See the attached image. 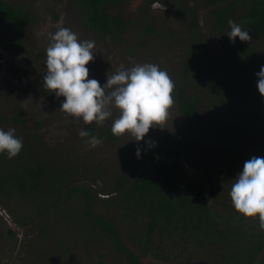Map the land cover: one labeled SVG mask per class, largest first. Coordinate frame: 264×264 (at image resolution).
Segmentation results:
<instances>
[{
  "label": "rangeland",
  "instance_id": "obj_1",
  "mask_svg": "<svg viewBox=\"0 0 264 264\" xmlns=\"http://www.w3.org/2000/svg\"><path fill=\"white\" fill-rule=\"evenodd\" d=\"M181 1L191 6L194 0ZM151 2H155L152 11H162L160 19L149 17ZM127 5L125 9L133 12L132 20L136 23V28L125 34V38L122 37L123 42H112L103 36L99 39L96 36L93 41L90 32L79 25L76 32L78 39L95 43L94 60L86 65L89 69L88 78L96 79L103 86L107 77H111L117 68L127 69L134 64H156L168 73L175 84L183 85L188 96L198 100L202 115L210 113L207 110L212 109V106L207 109L206 107L213 100L216 79L214 75L220 77L225 71V59L230 53V49L226 47L230 43L227 35L230 31L225 33L210 30L209 20L203 17L201 29L195 32V36L193 35L198 42L206 43L205 53L198 54L190 47L194 39L187 28L188 20L173 13L175 9L172 2L131 0ZM45 6L50 8L48 3ZM46 20L48 21V18ZM45 21L39 19L36 26L44 25ZM57 21L49 18L50 27L51 23ZM146 24L148 25L144 30ZM148 27H152V30L147 31ZM39 30L33 32V35H37ZM6 41L0 34V115L4 117L3 128L5 127L3 129L0 125V130L15 129L14 135L23 141V148L18 155L23 156L25 161L38 160L41 163L42 160H48L46 165L50 169L54 170L61 165L64 170L71 172L69 178L73 182L92 181L97 186L100 185V189L105 188V191L101 189L98 193L93 191L96 197L93 210L109 217L127 244L129 243L128 245L137 249L139 253L143 250L144 254L149 251L151 254H168L165 264L220 262L221 255H225L220 253L227 251L225 247L229 244L224 245V249H219L220 251L217 250L216 253L213 250L206 251L193 243L191 248L187 249L190 242L185 239L159 235L158 232L152 236V243L147 244L144 240L139 242L135 233L141 231L139 225L145 222L144 216L136 213L126 216L125 213L128 211H124L126 206L116 197L117 193L106 192L110 191L118 176L130 171L129 161L131 157L137 159V149L140 150V154L144 148H150L154 154L160 151L161 159H166L165 151L179 148L185 154H191L200 160L202 155L198 150L201 148L200 137L203 135L200 127L179 113L175 104L169 109L164 127L153 126L140 141L134 140L129 134L120 137L112 134L110 122L119 117V110L115 107H111L112 115L102 125H97L96 122L85 124L82 118L70 116L60 109L65 99L63 96L56 97L54 92H49L45 88L43 74L47 71L46 57L45 61L33 59L31 55L35 52L32 49L28 50L23 42L16 47ZM99 45L102 47L101 50ZM22 56L25 58V65L35 68V73H38L35 79L36 93L30 89L31 80L27 76L16 80L9 79L7 76L9 73L3 69L7 57L16 60ZM30 60L33 61V65L28 63ZM201 67L203 69H200ZM204 69L209 72L204 73ZM4 84L9 86L8 90H5ZM108 91L111 90L106 89V92ZM40 92L43 93V99L55 102V105L53 103L50 106L51 112L35 109ZM19 114H22L20 117L24 119L20 126L15 124L14 120ZM81 130H87L90 136L100 139L101 144L95 148L91 147L88 144V137L79 136ZM111 134L114 136L112 139ZM146 142H155V146L149 147ZM181 158L186 159L185 156ZM21 161L17 158L10 159L7 152L0 153V170H11L16 165H21ZM195 172L202 175L199 170ZM227 183L221 189L225 194L220 191L218 197L221 203L226 202L227 191L230 192ZM45 191L46 185L43 184L38 193L27 191L7 194L3 196L0 204L14 221L23 223V228H29L31 220L37 217V209H41L40 204L49 200L45 196ZM60 205L61 215L46 224V231L35 234V231L29 233L15 230L14 240L5 234L4 230L9 224L0 216V240L6 241V246L4 244L6 254L0 256V264H9L13 257L15 259L11 264H124L116 255L107 235L99 233L96 228L89 230L84 227L83 224L86 223L84 209L78 199L67 201L65 207L63 203ZM20 236L24 241L19 252L16 245ZM178 251L183 253L179 254Z\"/></svg>",
  "mask_w": 264,
  "mask_h": 264
},
{
  "label": "trees",
  "instance_id": "obj_2",
  "mask_svg": "<svg viewBox=\"0 0 264 264\" xmlns=\"http://www.w3.org/2000/svg\"><path fill=\"white\" fill-rule=\"evenodd\" d=\"M80 1L89 27L108 32L113 38L122 37L118 30L124 27L125 21L118 16L113 18L101 14L97 8L104 0ZM209 1L216 5L213 14L218 26L224 27L234 4L221 7L217 0ZM244 1L246 13L235 22L242 30L249 31L251 41L242 42L237 37L234 43L230 41L226 46L230 53L225 59L223 75H214L213 100L206 107L212 106L207 110L210 113L202 115L198 100L188 96L183 85L174 83L172 96L177 110L194 121L202 131V145L198 150L202 158L197 160L193 155L175 148L165 151L167 158L161 159L160 151L154 154L150 148L142 147L144 151L140 158L131 157V170L119 176L112 187L115 190L126 187L124 192L116 195L126 206V216L136 213L145 218V222L139 225L141 231L135 233L139 242L152 243V236L158 232L159 235L178 236L186 241L192 239L214 253L230 244L225 247L227 251L220 253L225 254L221 255L220 262L226 259V264H251L264 246V228L260 226L259 217L248 218L235 211L229 191L226 202L218 200L226 182L231 189L245 161L253 156L264 157V97L257 89L258 77L255 75L264 66V0ZM0 14L5 21L26 19L28 22L32 19L23 17L26 14L24 11L4 4ZM253 35L258 38L255 44ZM192 45L194 52L203 54L201 42ZM203 72L207 74L209 71L204 69ZM182 156L186 159L182 160ZM30 164L26 162L13 172L0 174V196L12 187L18 191L30 188L38 193L40 187L46 185L45 196L51 198V202L40 204L38 218L63 200L68 177L64 175L57 179L56 174L45 175L43 168L26 166ZM196 170L202 175H198ZM72 195L82 199L84 227L89 230L96 228L99 233L106 234L118 254L125 256L130 264H139L138 256L124 243L114 222L105 214L93 210L96 197L88 186L70 187L65 195L68 202ZM59 215L60 210L52 212L48 222ZM244 221L253 223L256 228H247L245 224L236 226ZM47 223L41 225L40 233L47 230ZM230 226L234 228L225 231ZM260 264H264V254Z\"/></svg>",
  "mask_w": 264,
  "mask_h": 264
},
{
  "label": "clouds",
  "instance_id": "obj_3",
  "mask_svg": "<svg viewBox=\"0 0 264 264\" xmlns=\"http://www.w3.org/2000/svg\"><path fill=\"white\" fill-rule=\"evenodd\" d=\"M231 31L227 34L233 43L251 41L249 31L229 19ZM50 35L46 48V69L43 84L56 97L63 96L60 109L66 114L82 118L85 124L96 122L102 125L111 113V107L119 110V117L111 126L113 135L129 134L140 141L153 126L163 128L173 106L172 93L175 84L166 71L156 64H134L131 68H117L101 86L96 79H89L86 65L94 60L95 43L78 39L76 33L60 26ZM258 77L257 89L264 97V66L255 73ZM106 89L111 91L106 92ZM15 129L0 130V153L7 152L11 159L23 148L22 139L14 135ZM80 137H88V144L95 148L101 140L90 136L87 130L79 132ZM154 147L155 142H146ZM137 158L140 150L136 151ZM229 196L234 210L245 217H259L264 228V157L253 156L244 162L243 169L235 176Z\"/></svg>",
  "mask_w": 264,
  "mask_h": 264
},
{
  "label": "flooded vegetation",
  "instance_id": "obj_4",
  "mask_svg": "<svg viewBox=\"0 0 264 264\" xmlns=\"http://www.w3.org/2000/svg\"><path fill=\"white\" fill-rule=\"evenodd\" d=\"M165 1L169 2V3L170 2L173 3V8L175 9L173 11L174 14H177L179 17L188 20L187 28L192 33V36L193 35L195 36V32H197V30L201 29L200 26L202 25L203 17H204V19L207 18V20H209L208 27L210 30H212V31H214V30L215 31H224L225 33L231 31V28H230L228 23L224 27L218 26L217 19L215 18L214 14H213V10L216 7V5L211 3L209 0H194V1H192L191 6L187 5L184 1H181V0H165ZM130 2H131V0H104L103 3H100L97 6V8L99 9L101 14H106V15L113 17V18L118 16L125 21V25L123 28H121L120 30L115 29V31L118 30L121 32L122 37H124L125 34H127L132 28H136V23H134V21L132 20V18L134 17L133 12L125 9L126 7H128L127 4H129ZM217 2L221 7H226L230 3L234 4L233 7L231 8V10L229 11V18L231 20H233L234 22L236 21L237 18H239L240 16H242L246 13V7H245V1L244 0H217ZM47 3H48V6H50V8L45 6V4L47 5ZM153 3H155V2L149 3L150 4L149 17L150 18L156 17V18L160 19L163 13L161 10L158 12L152 11L153 10V7H152ZM2 4L7 5L9 7L16 8L20 11H24L26 14L23 17H28V18L32 17L31 21H28V22L26 21V19H24V20L22 19V21H21V19H18L16 21H10V20L5 21L2 18L3 16H1V14H0V34L3 36V39L5 38V40H7L6 42L11 44L12 46L17 47V46H19V44H21L23 42L24 46L27 47L28 50L32 49V51L35 52L34 55H31L33 57V59L35 58V59H41V61L42 60L45 61L46 48L50 42V35L54 34L58 30L56 27L58 22L60 23V26L68 28L75 33L78 31V27L80 25L84 30L90 32L91 40H93V41L95 40L96 36L98 37V39L103 36L112 42H123L122 37L121 38H113L110 35V33H108V32L96 30V29L89 27L86 24L85 19H84L85 14L82 13V6H81L80 0H0V8H2ZM142 4H143V2H142ZM47 18H48V21L46 20ZM49 18H51V19L53 18L54 20H58V21L55 23H51V27H50ZM39 19H41L43 21L46 20V21L44 22V25L42 24L41 26L37 27L36 24H37ZM194 19L196 20V22H194ZM147 25L148 24H146L144 26V30L146 29ZM37 29H40L38 31V34L33 35V32H35ZM150 30H152V27L147 28V31H150ZM194 36H193L194 40L190 45L191 48L194 47L192 45L193 43L198 42V39L195 38ZM257 39L258 38L255 35L252 36V40H253L254 44L256 43ZM8 40H9V42H8ZM201 44H202L203 49H204L203 53H205L206 43L201 42ZM101 49H102V47L99 45V50H101ZM40 50H42V52ZM24 61H25L24 56H22L16 60H11L10 57H7V61L5 62L3 69H4V71H7L9 73V75H7L9 79L16 80L19 77L27 76L31 80L30 89L32 90L33 93L34 92L36 93L35 87L37 85L35 83V79L38 76V73H35V71H36L35 68H33V67L30 68V67L26 66ZM28 63L32 64L33 61L31 62V60H30ZM28 73H30L31 75H28ZM46 74H47V71L43 74V77ZM13 86H15V85H13ZM3 87L5 88V90L9 89V86L7 84H4ZM42 95H43L42 92H40L38 94V101L35 104L36 105L35 109L36 110H45V111L51 112L50 106L53 103L55 105V102L51 101L49 99H43ZM10 101H11V99H10ZM55 108L56 107L54 106L53 109H55ZM21 115L22 114L15 116V119H14L16 122L15 124H17L18 126H20L21 124L24 123V119L20 117ZM3 121H4V117L0 115V125L2 128L4 126ZM112 123L113 122H110V127H111ZM3 129H5V127ZM111 136H112V134L110 135V139H112ZM107 137L109 138L108 133H107ZM31 152L33 153V151H31ZM16 158L22 160L21 165H16L11 170H3V171L0 170V174L13 172V169L24 165V163H26V162H28V164L30 162L31 163L30 165H26L28 168H31V167H34L36 169L43 168L45 170V175L56 174L57 179H60L64 175L68 177V183H67L68 187L63 190V200L60 201L49 213H47L41 217H38V218L35 217L31 220V225H32L38 219L43 218L40 225L37 227L35 234H37L39 232L41 225L44 223H47L48 219L52 217V212L58 211L60 209V206H62V205H60L61 203H63L64 207L67 205V199H66L65 195H66V192L69 190L70 187L85 185V186H88V188L91 190L92 193H93V191H94V193H98L99 191H101V189H102V191H105V188L103 189L101 187V189H100V185L97 186V184L93 183L92 181H88L85 183L83 181H80L78 183L71 181L69 178L71 176V174H70L71 172L69 173L66 170H64L61 165L57 166V168H55L54 170H52L53 168L50 169L46 165V163L49 162L48 160H42L43 162H41V163L38 160L32 161V162L29 160L25 161L26 159L21 155H17L16 157H13L12 159L14 160ZM139 158H137V159H139ZM129 164H130V161H129ZM21 169H23V167H21ZM130 170H131V166H130ZM116 182H117V179L115 180L114 185L116 184ZM114 185L111 186L110 191L108 190L106 192H109V193H114V192L119 193L120 192V193H122L126 190V187H122L120 190L112 189V187ZM26 190L31 191L30 188H27ZM27 191H23V190L18 191L14 187L8 188L6 191L2 192V194L0 196V203L2 201L3 196H5L7 194L11 195V194H15V193H19V192H27ZM76 194H79V193H76ZM73 198L78 199L81 203L82 208L84 209V207L82 205L83 202H82V199L80 198V196L76 195V196L71 197V199H73ZM48 201L51 202V198ZM94 203H93V206H94ZM0 216L3 219H5V221L9 224V227L4 231H5V234L8 237H10L11 240L15 239V230H17V231L23 230L24 232H29V233L33 232V229L31 227L23 228L22 227L24 225L23 223H21V222L17 223L16 221H14L12 219V217H10L8 213H6L4 208H2L1 204H0ZM52 219L50 221H52ZM241 224H245L247 228H256V226L253 223H248L246 221H244L242 223H237L236 226L241 225ZM232 228H234V227L230 226V228H227L225 231L228 232ZM172 237L180 238L178 236H172ZM121 238L123 239L122 236H121ZM23 241L24 240L21 238V236L18 237L16 248L18 249L19 252H20V248L22 246ZM109 241H110V239H109ZM123 241L138 256L139 264H165V258L168 257V254H151L150 251L147 254H144V253H142L143 250L141 251V253H142L141 254V253H139V251L137 249L128 245L129 243L127 244V242L124 239H123ZM0 242H1L0 245L1 244L3 245V247L0 248V256H2L4 254H6V252L4 250V248L6 246V241L0 240ZM188 242H190V245L187 246V249L191 248V243L202 248V246H200L197 242H195L192 239H190ZM4 244H5V246H4ZM202 249H204V248H202ZM206 251H208V250H206ZM178 253L182 254L183 252L178 251ZM206 253L208 254V252H206ZM198 254H201V253H198ZM263 254H264V246H263L262 250L260 251V253L258 254V256L256 257V259L254 260V262H252L251 264H260ZM116 255L118 256V258H120L124 262V264H130L125 256L120 255L118 253ZM14 259H15V257H13L11 259V262L9 264H11ZM217 264H226V259H221V262L220 263L218 262Z\"/></svg>",
  "mask_w": 264,
  "mask_h": 264
},
{
  "label": "water",
  "instance_id": "obj_5",
  "mask_svg": "<svg viewBox=\"0 0 264 264\" xmlns=\"http://www.w3.org/2000/svg\"><path fill=\"white\" fill-rule=\"evenodd\" d=\"M42 220H43V218H42V219H38L37 221H35V222L30 226V227L33 229V231L36 232L37 227L40 225V223H41Z\"/></svg>",
  "mask_w": 264,
  "mask_h": 264
}]
</instances>
